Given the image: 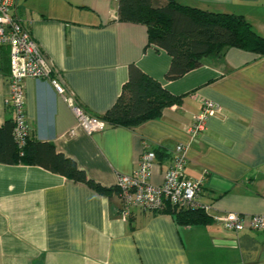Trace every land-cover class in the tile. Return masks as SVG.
Returning <instances> with one entry per match:
<instances>
[{
	"label": "crops",
	"instance_id": "1",
	"mask_svg": "<svg viewBox=\"0 0 264 264\" xmlns=\"http://www.w3.org/2000/svg\"><path fill=\"white\" fill-rule=\"evenodd\" d=\"M175 1L243 15L264 36V9H251L259 0ZM14 14L90 114L102 116L112 106L131 64L181 96L158 118L87 133L48 81L28 77L29 139L51 144L88 179L110 188L146 149L155 154L149 181L161 183L182 144L188 176L203 177L197 202L208 207L211 222L179 225L168 213L137 209L123 218L115 191L101 194L41 164L0 162V264H264V231L236 233L213 221L225 212L264 215V56L230 47L168 80L171 57L148 44L144 24L118 20L117 0H16ZM8 71L2 45L0 126L13 120L5 105ZM203 100L219 109L192 139L186 128Z\"/></svg>",
	"mask_w": 264,
	"mask_h": 264
},
{
	"label": "trees",
	"instance_id": "2",
	"mask_svg": "<svg viewBox=\"0 0 264 264\" xmlns=\"http://www.w3.org/2000/svg\"><path fill=\"white\" fill-rule=\"evenodd\" d=\"M117 18L146 26L148 44L165 50L171 57L165 74L168 80L181 77L202 65L204 58L220 56L230 47L264 56V36L258 34L240 14L211 12L175 0H117ZM180 100L181 96L173 95L131 64L115 102L99 117L106 126L132 127L158 118L166 107ZM0 162L41 164L74 181L85 182L101 194L117 192L115 186L104 187L88 179L74 161L56 154L51 144L33 143L29 134L25 145L19 148L13 136V120L0 126ZM155 212L172 215L179 225L211 222L200 207L177 209L166 204Z\"/></svg>",
	"mask_w": 264,
	"mask_h": 264
},
{
	"label": "built area",
	"instance_id": "3",
	"mask_svg": "<svg viewBox=\"0 0 264 264\" xmlns=\"http://www.w3.org/2000/svg\"><path fill=\"white\" fill-rule=\"evenodd\" d=\"M16 0H0V46L9 49V71L6 81L9 87L5 105L13 113V136L19 148L25 145L29 126L24 116L25 93L23 80L48 81L55 92L62 97L76 118L77 125L87 133L103 130L105 122L87 112L78 102L74 93L59 81L57 69L40 49L28 27L14 14ZM218 105L203 100L200 112L194 116L186 132L192 139L205 128L207 118L218 111ZM185 146L178 144L173 152L172 164L163 174L161 183L149 181L155 154L144 150L136 167L129 174L117 176L115 187L120 200V214L126 218L131 209L155 212L170 204L177 209L208 207L197 202L202 190L203 177L192 178L186 172ZM213 221L225 230L240 232L245 228L264 231V215L254 214L248 219L236 212H225L213 216Z\"/></svg>",
	"mask_w": 264,
	"mask_h": 264
},
{
	"label": "rangeland",
	"instance_id": "4",
	"mask_svg": "<svg viewBox=\"0 0 264 264\" xmlns=\"http://www.w3.org/2000/svg\"><path fill=\"white\" fill-rule=\"evenodd\" d=\"M251 9H264V0H259L251 6Z\"/></svg>",
	"mask_w": 264,
	"mask_h": 264
}]
</instances>
